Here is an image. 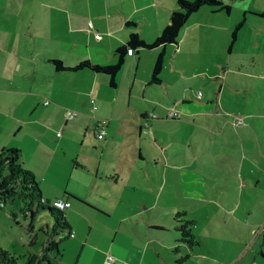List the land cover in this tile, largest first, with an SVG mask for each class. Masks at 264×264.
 Listing matches in <instances>:
<instances>
[{
	"label": "crops",
	"instance_id": "1",
	"mask_svg": "<svg viewBox=\"0 0 264 264\" xmlns=\"http://www.w3.org/2000/svg\"><path fill=\"white\" fill-rule=\"evenodd\" d=\"M241 1L242 18L232 17L230 4L229 13L205 6L188 19L195 16L190 29L198 26V16L208 20V27L221 31L229 47V63L223 67L229 72V82L226 78L219 84V107L206 109L211 112L205 114L206 124L223 132V142L227 141L224 134L229 133L230 150L232 144L241 147L235 154L229 151L209 159L216 164L228 161L229 167L253 164L242 153L253 147L248 135H256L258 122L264 120V0ZM177 9V0H0V139L5 136L0 149L21 152L23 166L35 176L46 205L52 206L56 200L70 202L65 210L69 229L60 235L59 264H104L107 253L115 257L114 264H176L186 255L189 257L182 264L216 262L217 252L207 244L204 247L201 234L193 231L197 221L191 227L197 246H187L175 229V214L196 215L198 206L189 204L174 212L167 203L203 200L190 197L184 185L185 157L176 156L171 162L170 156L165 160L153 157L148 155V142L136 138L143 120L146 124L151 120L148 104L178 120L182 114L175 109L180 100L191 101L178 92L179 100L171 108L154 101L144 103L152 96V87L164 97L165 89L172 85L162 73L160 82L153 83L151 69L169 46L177 49L174 60L179 58L188 29L183 27L176 43L128 53L114 87L106 74L87 68L61 71L53 62L60 60L68 67L83 61L114 65L116 51L132 33L147 43L154 42ZM240 23L241 34L233 39ZM239 47L241 54L232 57ZM135 55H139L137 62ZM173 83L180 88V82ZM69 109L77 115L67 119ZM263 127L264 121L260 130ZM88 135H92L91 142ZM166 185L178 189L177 197L169 198ZM238 209L229 211L237 213ZM243 212L249 217L247 237L264 241L263 218L250 222V215L256 212L253 206ZM46 220L51 227L48 217Z\"/></svg>",
	"mask_w": 264,
	"mask_h": 264
},
{
	"label": "rangeland",
	"instance_id": "2",
	"mask_svg": "<svg viewBox=\"0 0 264 264\" xmlns=\"http://www.w3.org/2000/svg\"><path fill=\"white\" fill-rule=\"evenodd\" d=\"M224 1L228 5H232V17H243L241 0H236V3H232L231 0ZM223 12L227 13L226 11ZM196 19L198 26L190 29L194 26H191V21H195L193 15L184 27V30L188 29V37L181 48L179 58L174 60L177 56V49L173 46H169L163 55L161 73L172 84L167 86L170 95L165 89L164 97H159L157 88L152 87L154 92L150 97L146 95L147 99L144 100V103L154 101L158 105L163 103L171 108L175 100H179V97L175 95L178 92H180V97L184 96V99L187 98L191 101L183 103L180 100L177 105L178 108L175 109L182 114L181 119L178 120H171L166 112L160 113L154 106L148 104L149 111L152 112L149 115L151 120L147 124L146 119L143 120L142 130L138 128L136 138L138 142L140 140L148 142V155L153 157H161L165 160L166 156H170V162L175 160L176 156L185 157V168L182 174L184 185L188 189L187 191L191 193L190 197L196 195L203 200L200 201L199 198L181 200L175 205L171 204L170 201L167 203H170V208L175 209L174 212L187 208L189 204L197 205L199 209L196 215L186 214L178 220L197 221V228H194V233L197 236L201 234L203 241L205 240L204 247L207 244L213 251L217 252L215 263L199 260L198 262L191 261L190 264H264V241L256 237H247L245 224L249 217H247V212L245 214L243 212V209L253 206L256 212L250 215V222H257L263 218V223L260 225L261 230H263L264 131L260 129L264 120L258 122L259 130L256 135L251 131L252 134H247L248 140L253 143V147H248L247 153L244 151L242 153V155L249 156V160L253 164L249 163L245 166L236 164L229 167L228 161L222 162V164L209 161L211 157L213 160L216 159L215 156L226 155L229 151L235 154L241 147L232 144L230 150L229 133L224 134L227 141L223 142L221 139L223 132L219 128L216 131L214 127H209L206 124L207 116L205 114L211 112L206 111V109L219 107L216 100L220 95L218 94L219 84L222 85L226 78L229 82V72L223 71V67L229 63V47L221 31L216 33L214 27H208V24L211 23L204 20L202 16H198ZM88 21L92 22V20ZM241 31L242 27L236 35L241 34ZM237 43L241 45L240 42ZM240 54L241 47L236 50L232 57H237ZM138 57L139 55L134 56L135 61ZM176 68H179L177 70L183 77L184 91L181 89L182 81H179L175 74ZM152 72L153 68L151 74ZM141 73H143V68H140ZM215 74H219L220 78H215L217 77ZM173 82H180V88L177 83ZM171 97L172 100L170 101L169 98ZM225 98V101L229 102L228 98ZM135 101L141 102V100ZM180 120H184L185 126ZM244 138L247 137L244 135ZM3 139L5 136L1 137L0 140ZM86 139L91 142L92 135H88ZM233 139L234 137L231 136V140ZM236 139L240 140V137L237 136ZM165 141L166 143H164ZM214 143H218L220 151H216L218 147ZM164 149H169V153H164ZM177 149L181 151L177 152ZM145 151L147 150L144 148V153ZM136 154L138 157V152ZM165 189L169 198L178 193L176 187L166 185ZM229 191L232 194L229 195ZM199 203H202L201 206ZM37 204L35 201L34 209ZM25 206V201L20 197L6 201L0 200V246L17 258L22 256L18 259L19 264H24V256L28 253L38 254L43 250L44 243L48 238L47 228L50 229L54 224V218L50 211L44 210L34 218L32 223L33 226L35 225L34 229L29 230L32 220L31 215L26 213V210L24 212ZM231 207H239L237 213L230 212ZM47 217L51 222V227H47ZM175 222L177 225L184 223H178L177 220ZM36 236L37 238H35Z\"/></svg>",
	"mask_w": 264,
	"mask_h": 264
},
{
	"label": "trees",
	"instance_id": "3",
	"mask_svg": "<svg viewBox=\"0 0 264 264\" xmlns=\"http://www.w3.org/2000/svg\"><path fill=\"white\" fill-rule=\"evenodd\" d=\"M210 7L216 11L230 12L231 7L224 4L221 0H177L178 9L171 15L169 24L164 28L160 36L152 43L143 41L138 34L132 33L129 36L127 43L120 47L116 53L118 60L114 65L101 66L93 64L90 61H83L76 66H65L60 60H54L57 70H72L77 71L83 68L90 69L97 73L106 74L110 78V85H116V77L119 74L122 66L125 63V56L130 52H138L140 50H152L160 46L176 43L179 35L189 17L196 13L201 7ZM243 23H240L233 32V39L236 38V33ZM164 56L161 53L155 63L152 72L153 83L160 82V73L163 68ZM14 197H20L26 203L24 212L31 215V223L29 230H33V220L35 216L48 210L54 218V224L50 229H47L48 238L44 243L43 250L38 254L28 253L24 256V264H59L58 258L61 255L60 249V235L64 230L69 229V225L65 216V211L59 210L53 206H48L41 202L42 195L39 184L35 176L30 170L23 166L21 152L18 149H2L0 151V200L6 201ZM37 201V207L34 209V202ZM185 212L175 214V220L178 223L175 229L180 233L181 241L187 246L194 247L198 245V241L191 230V225L194 221L178 220L185 216ZM57 238V239H56ZM188 255L180 258L176 264H182L188 259ZM13 254L4 250L0 246V264H19L18 259Z\"/></svg>",
	"mask_w": 264,
	"mask_h": 264
},
{
	"label": "built area",
	"instance_id": "4",
	"mask_svg": "<svg viewBox=\"0 0 264 264\" xmlns=\"http://www.w3.org/2000/svg\"><path fill=\"white\" fill-rule=\"evenodd\" d=\"M96 38L100 39V35H96ZM129 54H131V53L129 52ZM91 102H92V103H95V100L92 99ZM46 103H47V102H46ZM76 115H77V112H75V111H73V110H70V109L67 110V112H66V118H67V119H70V118H72V117H74V116H76ZM170 116H171V117H175L176 115L173 114V113H170ZM59 135H60V134H59ZM102 137H103V133L101 132V133L98 135V138L101 139ZM41 202H42L43 204H46V200H45L44 198L41 199ZM52 206L55 207V208H57V209H59V210L65 211L66 209H68V208L71 206V204H70V202H68V201H64V200H56V201H54V202L52 203ZM114 263H115V257L113 256V254H111V253H107L106 258H105V261H104V264H114Z\"/></svg>",
	"mask_w": 264,
	"mask_h": 264
},
{
	"label": "water",
	"instance_id": "5",
	"mask_svg": "<svg viewBox=\"0 0 264 264\" xmlns=\"http://www.w3.org/2000/svg\"><path fill=\"white\" fill-rule=\"evenodd\" d=\"M15 198V197H14Z\"/></svg>",
	"mask_w": 264,
	"mask_h": 264
}]
</instances>
